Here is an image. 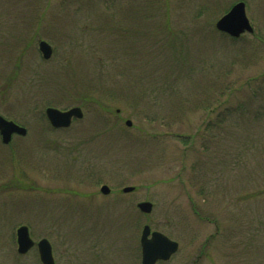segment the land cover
Segmentation results:
<instances>
[{
    "label": "rangeland",
    "instance_id": "1",
    "mask_svg": "<svg viewBox=\"0 0 264 264\" xmlns=\"http://www.w3.org/2000/svg\"><path fill=\"white\" fill-rule=\"evenodd\" d=\"M237 1L0 0V115L27 130L0 139V264H41L20 225L55 264H140L144 224L179 243L165 264H264V0L233 38Z\"/></svg>",
    "mask_w": 264,
    "mask_h": 264
},
{
    "label": "water",
    "instance_id": "2",
    "mask_svg": "<svg viewBox=\"0 0 264 264\" xmlns=\"http://www.w3.org/2000/svg\"><path fill=\"white\" fill-rule=\"evenodd\" d=\"M215 28L219 32L225 33L233 38H238L244 33H252L253 27L246 15L245 3L240 0L231 5V7L221 15L215 22ZM38 50L44 59H49L52 54L51 45L45 40H39ZM45 117L49 125L55 129L68 128L73 120L81 119L83 111L79 106H72L67 109H59L47 106L44 109ZM127 126L131 124L130 120L125 122ZM26 128L22 125L7 119L0 115V139L3 144H8L13 135L24 136ZM132 186H125L122 192H130ZM107 185H101L100 191L103 194L109 192ZM137 208L143 213H149L152 210V203L141 201L137 203ZM16 251L23 255L32 247L36 246L41 264H55L51 244L46 238H40L35 242L30 236L26 225H20L16 228ZM139 244L141 250V264H154L158 259L166 260L174 253L178 244L168 236L157 230H151L150 226L144 224L141 228Z\"/></svg>",
    "mask_w": 264,
    "mask_h": 264
},
{
    "label": "flooded vegetation",
    "instance_id": "3",
    "mask_svg": "<svg viewBox=\"0 0 264 264\" xmlns=\"http://www.w3.org/2000/svg\"><path fill=\"white\" fill-rule=\"evenodd\" d=\"M254 222H255V221H254ZM254 222H253V223H254ZM253 223H252V224H253ZM215 227L217 228L216 225H215ZM253 227H254V226H253ZM169 238H170V237H169ZM170 239H171V238H170ZM172 240H173V239H172ZM174 241H176V240H174ZM176 242H177V241H176ZM177 244H178V248H177V250H176L174 253H172L168 259H166V260L158 259L154 264H157V263H158V264H165V263L169 262L170 260L174 259L175 256H176L177 251L179 250V243L177 242ZM188 263H189V264H194V259L190 260ZM140 264H141V250H140Z\"/></svg>",
    "mask_w": 264,
    "mask_h": 264
}]
</instances>
